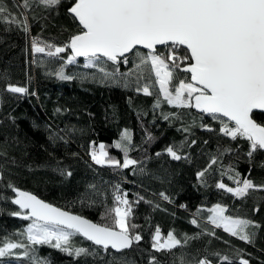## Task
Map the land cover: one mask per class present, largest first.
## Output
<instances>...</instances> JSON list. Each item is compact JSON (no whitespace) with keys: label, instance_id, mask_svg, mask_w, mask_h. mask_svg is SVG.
Listing matches in <instances>:
<instances>
[{"label":"trees","instance_id":"trees-1","mask_svg":"<svg viewBox=\"0 0 264 264\" xmlns=\"http://www.w3.org/2000/svg\"><path fill=\"white\" fill-rule=\"evenodd\" d=\"M18 2L3 0L13 14L20 11ZM72 3L61 0L52 8L34 4L27 12L28 33L0 23V77H5L0 79V241L28 243L22 233L30 221L11 215L18 209L11 203L9 184L93 223L106 222L102 215L113 206L119 185V193L127 194L131 207L128 223L137 225L131 231L142 239L115 253L76 235L72 248H85L88 254L70 256L48 245H34L29 257H4L0 264H32L31 256L46 264H149L153 256L158 264H179L181 257L187 262L208 257L218 264V258L209 255L213 252L229 256L233 264L240 258L264 264V191L249 190L241 199L216 187L220 182L235 187L229 176L236 173L241 180L264 184V153L258 150L248 156L246 139L222 135L219 121L191 108H173L162 97L160 107H154L158 86L146 96L136 91V75H128L147 52L134 49L126 56L127 64L105 61L100 67L113 73L107 78L99 67H85V60L65 64L69 50L60 58L33 54V38L61 46L77 32L75 20L67 13ZM157 50L167 55L165 46ZM178 54L184 55L185 50L180 48ZM61 67L72 79L58 78ZM175 75L189 82L180 69H175ZM154 79L153 75L151 80H141L140 86ZM8 83L27 92L9 93L4 90ZM251 116L264 126V113ZM125 132L130 143L121 140ZM117 143L128 148V158L138 162L135 166H102L92 161L90 152L103 144L108 157L122 163L124 153L115 147ZM169 146L183 158L173 160L166 151ZM212 159L216 163L209 168ZM206 168L205 176L198 179L197 173ZM217 203L227 207V215L260 226L246 230L254 233L251 243L222 229H213L215 237L204 235L202 228L191 224L195 218L202 227L211 228L205 224L207 209ZM156 227L163 237L172 231L181 241L185 236L191 239L171 252H155L151 245ZM13 251L22 256V249Z\"/></svg>","mask_w":264,"mask_h":264},{"label":"snow or ice","instance_id":"snow-or-ice-1","mask_svg":"<svg viewBox=\"0 0 264 264\" xmlns=\"http://www.w3.org/2000/svg\"><path fill=\"white\" fill-rule=\"evenodd\" d=\"M60 2L61 0H19L17 6L20 11L13 14L3 0H0V23L15 25L28 33L27 12L34 4L52 8ZM68 12L78 21L77 32L61 46L33 38V54L60 58L62 53L70 49L71 54L64 61L65 64H73L77 57H84L88 61L85 67H99V71L107 78L113 73L106 72L100 67L101 64L105 61L114 65L121 62L127 64L125 54L141 46L148 49V53L140 56L139 63L128 75H136V91L146 96L153 95L152 87L158 86L154 107H160L162 97L163 102L173 108H195L219 121L221 126L218 131L222 135L232 140L238 137L246 139L250 146L248 156L251 157L258 150L264 151V126L251 116L256 109L264 112V0H73ZM158 45L168 49L166 56L158 52ZM180 48L185 50L184 55L178 54ZM181 64L186 66L180 68ZM175 69L190 73L191 82L178 79ZM56 75L62 80L72 79L64 74L63 67ZM153 75V83L140 86L141 80H151ZM4 90L15 94L27 92V88L10 83L5 85ZM164 118L167 120L169 117ZM207 130L213 131L211 128ZM121 140H128L130 143L129 134L125 132ZM115 147L124 153L122 163L108 157L103 144L99 146V152H90L92 161L97 165L122 168L138 163L128 158V148L122 143H117ZM166 151L173 160L183 158L171 146ZM215 163L216 159H212L208 167ZM206 172L207 168L198 172L197 178L202 179ZM2 178L0 175V179ZM229 179L233 180L235 187L223 182L216 187L234 197L242 199L249 195V190L264 191V184L257 185L247 178L241 180L239 173L230 175ZM8 187L15 194L11 203L19 209L11 215L30 221L22 233L28 243L0 241V259L10 256H15L18 260L29 257L30 252L35 251L32 247L34 245H48L70 256L88 254L85 248H72L71 239L76 235L104 250L111 248L116 252L128 249L133 242L142 239L141 235L131 231L137 225L128 223L131 207L127 194L119 193V185L116 186L113 206L102 215L105 223H93L54 207L11 184ZM160 195L165 200L169 199L164 193ZM207 212L205 224L211 228L202 227L195 218L191 220L192 225L202 228L204 235L215 237L213 229H222L231 237L251 243L254 233L246 230L250 226L260 227L251 220L227 215V207L219 203L208 208ZM188 239L191 237L185 236L181 241L172 231L163 237L161 229L156 227L151 247L155 252H171L183 247ZM16 249L23 250L22 256L13 251ZM209 255L217 257L218 264H233V260L227 255L215 252ZM236 255L240 256V253L237 252ZM30 258L32 264H46L35 256ZM149 264H158L154 256L150 258ZM179 264L214 262L208 257L194 262H187L181 257ZM238 264L250 262L240 258Z\"/></svg>","mask_w":264,"mask_h":264},{"label":"water","instance_id":"water-1","mask_svg":"<svg viewBox=\"0 0 264 264\" xmlns=\"http://www.w3.org/2000/svg\"><path fill=\"white\" fill-rule=\"evenodd\" d=\"M72 6V5H71ZM70 6V7H71ZM67 13L72 17V15L68 12V10H67ZM73 18V17H72ZM74 19V18H73ZM76 22V24L78 25V21H75ZM161 47H163V45H158L157 46V48H161ZM135 49H139V50H142V51H144V52H147L148 53V49H144L143 47H141V46H137ZM183 49V48H182ZM134 50V49H133ZM69 53L71 54V50L69 49ZM131 52H129V53H126L125 55L127 56L128 54H130ZM123 58V57H122ZM76 59H78V60H85V58L84 57H77ZM186 66V64L184 65V66H182L181 68H183V67H185ZM181 71V70H180ZM181 72H183V71H181ZM184 73V72H183ZM187 75H188V79H189V82H191V80H190V73H186ZM194 112H196V113H198V114H203V115H205V116H208L207 114H204V113H200L197 109H195V108H191ZM252 113H264V112H262V111H260V110H258V109H256V110H253V112ZM252 115V114H251ZM263 153H264V151H262ZM21 191H24V190H21ZM27 192V191H26ZM13 198H15V194L13 193ZM38 198V197H37ZM45 202V201H44ZM47 203V202H46ZM17 209H18V206H16V205H14ZM54 207H56V206H54ZM19 210V209H18ZM63 210V209H62ZM64 211H66V210H64ZM71 213V212H70ZM72 214H74V213H72ZM74 215H77V214H74ZM80 216V215H79ZM82 217V216H81ZM84 218V217H83ZM86 219V218H85ZM88 220V219H87ZM81 237V236H80ZM81 238H83V237H81ZM84 240H86L85 238H83ZM87 242H89V243H91V244H93L91 241H88V240H86ZM94 245V244H93ZM95 246H97V245H95ZM97 247H99V248H102L101 246H97ZM103 249V248H102ZM112 252H115V253H118V252H116L115 250H113V249H111V248H109ZM130 248H128V249H124V250H122V251H126V250H129ZM121 252V251H120Z\"/></svg>","mask_w":264,"mask_h":264},{"label":"rangeland","instance_id":"rangeland-1","mask_svg":"<svg viewBox=\"0 0 264 264\" xmlns=\"http://www.w3.org/2000/svg\"><path fill=\"white\" fill-rule=\"evenodd\" d=\"M86 63H88V61H84V65L86 64ZM101 144H98L97 146H96V148H94V150H96L97 152H99V150H100V148H99V146H100ZM28 226V225H27Z\"/></svg>","mask_w":264,"mask_h":264}]
</instances>
